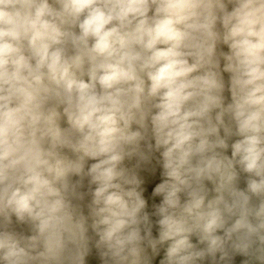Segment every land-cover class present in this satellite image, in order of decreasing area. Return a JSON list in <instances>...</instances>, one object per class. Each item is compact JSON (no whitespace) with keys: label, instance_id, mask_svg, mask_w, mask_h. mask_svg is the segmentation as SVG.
<instances>
[{"label":"clouds","instance_id":"1","mask_svg":"<svg viewBox=\"0 0 264 264\" xmlns=\"http://www.w3.org/2000/svg\"><path fill=\"white\" fill-rule=\"evenodd\" d=\"M0 264H264V0H0Z\"/></svg>","mask_w":264,"mask_h":264}]
</instances>
